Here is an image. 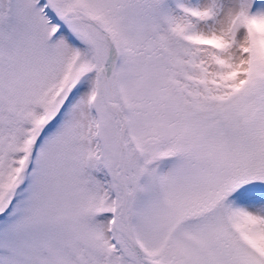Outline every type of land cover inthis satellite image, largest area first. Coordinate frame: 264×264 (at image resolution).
Segmentation results:
<instances>
[{
	"label": "snow or ice",
	"instance_id": "obj_1",
	"mask_svg": "<svg viewBox=\"0 0 264 264\" xmlns=\"http://www.w3.org/2000/svg\"><path fill=\"white\" fill-rule=\"evenodd\" d=\"M0 264H264V0H0Z\"/></svg>",
	"mask_w": 264,
	"mask_h": 264
}]
</instances>
